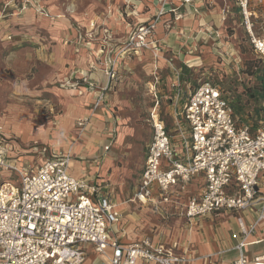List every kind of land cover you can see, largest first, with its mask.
Segmentation results:
<instances>
[{"label": "built area", "instance_id": "built-area-1", "mask_svg": "<svg viewBox=\"0 0 264 264\" xmlns=\"http://www.w3.org/2000/svg\"><path fill=\"white\" fill-rule=\"evenodd\" d=\"M20 1L21 5L18 0L4 3L3 11L13 8L22 13L34 5L37 13L49 15L39 0ZM236 1L243 12L255 54L263 61L258 126L242 123L223 89L211 80L199 83L190 92L176 113L172 128L160 116V101L155 93L156 101L149 118L153 135L146 146L141 175L130 200L160 208L161 201L190 192L197 181L198 190L189 193L184 204L176 203L174 207L175 213H183L189 220L257 206L256 221L244 231L245 239L238 245L243 251L250 243L246 241L248 235L264 219V37L254 32L251 0ZM163 14L161 9L155 19L139 24L127 42L111 51L105 69L107 84L96 90L95 107L106 100L111 82L119 77L116 70L119 57L147 47ZM181 16L180 13L176 18ZM111 36L107 29L102 42L112 43ZM90 77V73L83 75V85L95 89L98 81ZM87 122V117L78 120L81 128ZM7 143L0 127V264H82L89 243L110 264H184L187 261L175 254L173 248L151 237L123 242L112 236L110 228L119 222L120 212L107 185L74 177L69 170V153L54 150L37 164H24L10 157ZM110 147L111 144L105 149ZM13 179H18L19 184L15 185ZM262 242L264 237L251 243ZM261 258L264 256H257L254 264ZM248 263L242 252L231 264Z\"/></svg>", "mask_w": 264, "mask_h": 264}, {"label": "crops", "instance_id": "crops-1", "mask_svg": "<svg viewBox=\"0 0 264 264\" xmlns=\"http://www.w3.org/2000/svg\"><path fill=\"white\" fill-rule=\"evenodd\" d=\"M9 1L0 0V15L3 14V20L0 22V88L3 84L5 85L3 73L6 68L17 73L16 66L24 61L28 66L31 63L39 64V60L51 64L52 73L49 79L58 78L55 79L57 82L53 92L61 96L63 100L65 97L68 98V114L60 118L61 120L56 124H48L40 129L41 133L36 134L34 141L46 143L51 135L54 141L63 134L76 137L78 129L74 127V118L87 117L86 125L89 124L90 130L79 139L76 150L88 157L96 156L98 152L102 153L107 145H112L115 140L113 132L117 131L116 144L122 145L124 138L123 135L120 136L122 130L120 128L116 130L112 126L104 130L107 124L102 114L104 109L106 110L110 96L115 94L114 96L118 98L125 89L129 88L132 62H139L147 53L151 56L153 50L158 52V56L163 55L161 48L166 47L173 50L176 61H189V64L193 66H200L214 61L215 49L222 55L230 56L240 51L238 45L240 43L252 46L244 25L243 12L236 0H190L189 2L186 0H137L133 2L135 5L129 13L137 21L135 26L150 21L161 9L164 10V14L156 26L155 35L149 38L151 43L147 47L129 51L119 57L116 64L119 77L111 82L108 99L95 107L96 90L107 84L105 69L111 57V51L119 43L123 44L130 39L134 27L129 26L130 24L125 21L119 22L116 12L109 10V4L104 10L101 9L102 11L93 8L77 11L72 5L73 11L66 12L51 8L46 0H39L40 4L49 11V15L45 16L37 13L34 5L29 6L22 13L13 8L3 11L2 5ZM18 3L21 5L22 1L18 0ZM174 8H180L183 16L181 20L172 21L173 27L168 29L165 24L178 14L173 11ZM250 9L254 11L251 17L254 32L264 37V0L261 2L251 0ZM107 29L112 34L110 39L112 43L104 44L102 40ZM228 29L233 30L231 35ZM9 34L12 35L11 39L8 38ZM23 35L33 37L32 45L26 49H17ZM232 44H235V47L232 48ZM226 61L229 62V60ZM89 73L90 78H96L98 81L95 89H89L83 85V75ZM91 115H95L94 121H90ZM14 116L11 119L4 117L0 104V127L9 144L10 157H13L11 154L13 148H18L14 134L18 133L17 136H19L23 132L25 137L26 130L30 129L26 124V116ZM57 128L63 130L57 132ZM45 145L52 144L47 142ZM60 146L69 147L63 146V141ZM112 157L113 154L109 153L108 163H111ZM99 165L100 163L91 164L89 167L85 159L75 158L71 159L69 170L76 178L105 184L110 189L112 183L105 178L108 176L106 172L110 173V166L99 173ZM142 167L137 181H139ZM72 168L75 169V173L72 172ZM199 186V182L195 181L190 192L181 196H171L168 201H161L160 208L137 202V206H143V211L148 210L156 220L151 229L154 234L143 236V238L151 237L156 242L173 248L175 254L187 259L184 264H231L240 257L242 252L247 257L248 264H254L257 256H264V242L251 243L259 237H264V219L260 220L254 232L248 235L246 241L250 243L243 248V251L238 248L245 239L244 231L249 230L251 224L256 221L259 212L257 206L231 212H215L192 220L183 213L174 212L176 203L184 204L189 193L196 192ZM133 202L130 199L128 203L125 201L119 205L115 202L116 209L122 216L117 224L111 226L110 233L123 242L132 240L130 236H127L129 227H125V222L133 217ZM183 209L185 210L184 207ZM115 226L118 228L114 229ZM155 227L157 229L154 230ZM140 239L142 237L138 240ZM138 240L134 239V241ZM98 261L101 259L99 258L96 264ZM84 263L85 261L82 264Z\"/></svg>", "mask_w": 264, "mask_h": 264}, {"label": "rangeland", "instance_id": "rangeland-1", "mask_svg": "<svg viewBox=\"0 0 264 264\" xmlns=\"http://www.w3.org/2000/svg\"><path fill=\"white\" fill-rule=\"evenodd\" d=\"M46 1L51 8L66 12L73 11V6L77 11H86L89 8L104 10L106 5L109 4V10L116 12L119 22L125 21V23L130 24L129 26L134 27L133 30H137L139 26H135L137 21L129 14L131 8L135 5L133 2L137 0ZM177 12L183 16L180 8L176 10ZM176 16L165 24L166 28L170 29L173 27L171 25L172 21L182 19V16L180 18H176ZM155 17L151 20L155 19ZM243 21L245 25V19ZM168 23L170 25H167ZM228 31L230 34L233 30L228 29ZM23 36L20 43L17 47L14 46V48L26 49L32 45L33 37L29 35ZM121 44L119 43L118 45ZM238 45L243 54L238 50V52L230 56L227 54L222 55L215 49L213 52L216 56L214 61L200 66H193L189 64V61H176L173 57V50L166 47L161 48V51L164 53L163 55L160 54L158 56L157 51L150 49L153 50L151 56L150 53H147L145 57L142 56L139 62H132L129 88L125 89L118 98L114 96L115 94L112 97L110 96L106 110L104 109V113L102 114L107 124L104 130L110 126L116 130L117 128L122 130L120 133V136H124L122 145L116 144L117 131L113 132L115 140L110 147V149H113H103L102 153L98 152L93 157H88L83 152L76 150L79 139L90 130L89 124L84 128L79 126L78 120L81 116L74 118V127L78 129L76 137L74 135L66 136V134H63L54 141L51 135L50 140H47L46 143L48 142L52 145H45L46 143L34 141L36 134L41 133L39 132L40 129L45 128L48 124H56L61 120L60 118L68 114V98L65 97V100H63L61 96L59 97L53 92L57 82L55 79L58 78L49 79L52 73V65L44 60H39V64L35 63L34 65L31 63L29 66L26 65L25 61L21 62L18 64L19 66H16L17 73L11 72L6 68L3 73L5 85L3 84L0 88L1 113L7 119L15 117L14 115L26 116V124L30 128L26 130L27 134L25 137L23 132L19 136H17L18 133L14 134L18 148H13L14 153H11L13 155L12 158L16 159L19 163L37 164L40 159L57 150L69 153L71 159H85L89 167L91 164L96 165L100 163L99 173L106 170L107 166H110V173L106 172L108 176H105L112 183L109 192L118 205L125 201L128 203L138 185L137 179L143 165L144 152L153 135V128L149 118L156 101L155 93L158 95L160 101V116L168 128H172L176 113L181 110L190 92L202 80H211L223 89L233 106L236 116L242 123L251 122L254 126H258L261 117L260 111L258 112L256 109L258 103L254 99L248 100L249 91L253 92L255 90H252L253 86H256L259 80V73L250 72L251 63L248 61L249 59H253L255 55L249 44L240 43ZM233 47H235V44H232ZM226 60H229V62ZM224 62L225 66L223 67ZM235 109L239 111L236 112ZM95 119V115H91L90 121H94ZM61 130L63 129L59 130L57 128V132ZM65 132L70 133L68 130H65ZM62 141L63 146L69 147H61L60 143L62 144ZM109 153L113 154L111 163H108L109 160L107 161ZM71 170L75 173L74 168ZM12 181L15 185L19 184L18 179H13ZM137 202H133V217L125 222V227H129L127 236H130V240L132 238L133 241L135 238L138 240L140 237L143 238V236L154 234V231H151V229L156 222L148 210L144 212L143 206L136 205ZM117 228V226L114 227V229ZM215 229L217 228L215 227ZM99 258L101 261H98V264H104V262L110 264L104 256H100L95 251L94 245L89 243L86 247L84 264H96Z\"/></svg>", "mask_w": 264, "mask_h": 264}, {"label": "trees", "instance_id": "trees-1", "mask_svg": "<svg viewBox=\"0 0 264 264\" xmlns=\"http://www.w3.org/2000/svg\"><path fill=\"white\" fill-rule=\"evenodd\" d=\"M252 52L255 55L253 59H249L248 61L251 63V73H259L258 74V84L255 86H253L254 90L253 92L249 91L248 93V100L254 99L257 103H258V107L256 108L259 111H261L262 108V90H263V61L260 57H258L255 54L254 48L253 46H251ZM205 80H202L201 82H203ZM200 82V83H201ZM232 105V104H231ZM233 107V106H232ZM234 110V109H233ZM236 112L239 111L237 109H235ZM235 112V111H234ZM236 114V113H235Z\"/></svg>", "mask_w": 264, "mask_h": 264}, {"label": "bare ground", "instance_id": "bare-ground-1", "mask_svg": "<svg viewBox=\"0 0 264 264\" xmlns=\"http://www.w3.org/2000/svg\"><path fill=\"white\" fill-rule=\"evenodd\" d=\"M247 13L249 14V11H247ZM156 54V53H155ZM154 54V55H155ZM257 264H264V258L262 259H259L258 261H257Z\"/></svg>", "mask_w": 264, "mask_h": 264}]
</instances>
